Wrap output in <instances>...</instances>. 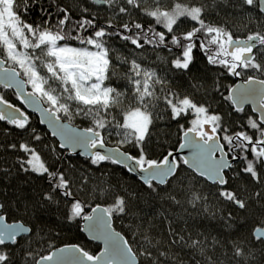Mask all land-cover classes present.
Here are the masks:
<instances>
[{
	"label": "snow or ice",
	"instance_id": "snow-or-ice-1",
	"mask_svg": "<svg viewBox=\"0 0 264 264\" xmlns=\"http://www.w3.org/2000/svg\"><path fill=\"white\" fill-rule=\"evenodd\" d=\"M164 4L165 0H152L149 10L145 0H78L72 9L56 4L55 0L47 5L41 0H0V86L13 89L24 104L40 114L39 122L52 130L53 137L59 138L58 147L63 150L56 153V146L44 145L43 134L32 125L29 116L0 94V122L9 126L0 130V154H15L11 161L0 155V175L6 178L17 172L46 175L49 189L33 192L34 200L17 194L20 208L34 215L37 210L59 205L57 197L70 201L67 218L81 217L87 221L85 230L92 239L102 240L105 245L101 255H91L79 246L51 251L50 235L42 234L43 229L26 227L23 222L6 223L4 213L10 211V206L0 201V264H17V260L19 264H161L162 260L165 264H181L171 251H162L164 242L152 235L158 227L154 217L134 210L137 202L147 206V199L162 205L169 201L184 209L183 215L169 211L172 219L163 212L156 214L167 223L169 249L172 246L190 249L199 253L205 264H251L252 245L258 244L264 250V227H256L250 240L211 237V248L214 252L219 247L220 255L215 260L207 256L209 238L199 230L195 236L188 231L187 224L194 217L184 205L210 219L216 218L215 210L209 211L214 206L209 205L202 192L186 187L187 181L179 175L181 164L194 169L199 177L216 186V192L211 194L213 199L218 197L248 215L264 216V79L249 75L241 85L231 88L226 97L222 96L230 102L232 112L238 114L245 113V104L254 105L257 115L248 116L243 124L232 121V112L221 114L207 100L198 102L187 95L181 97L167 87L172 73H190L196 49L204 53L210 66L229 76L241 77L245 71L264 75V34L256 31L245 39H234L231 32L206 22L207 9L203 5L176 3L165 8ZM91 5L102 6L109 15L101 20ZM247 9L264 18V0H240L236 10L248 16ZM35 12L39 13L38 20L28 23L23 19ZM138 17L152 22L142 23ZM181 18L196 26L177 35ZM114 42L120 43L132 58L121 57ZM161 51H167L171 58L162 57ZM149 56L155 60L149 61ZM113 59L127 68L125 92L110 82V75L116 76L115 71L109 72ZM193 87L199 91L201 86ZM220 87L217 82V93ZM126 93L135 106L123 114L120 123L112 113ZM165 114L175 122L194 116L187 128L181 125L184 140L179 148L189 150V155L179 161L172 151L161 159L149 158L155 130ZM73 117L88 120L92 126L72 127ZM110 128L121 138V144H129L137 151L136 156L119 148L101 151L105 149L102 132ZM35 143L56 153L53 165H47L41 158ZM77 154L88 158L93 166L103 162L123 166L128 173L138 176L146 191L118 184L111 189L115 194L112 206L97 205L92 215H85V204L74 197L76 169L67 158ZM238 165H242L239 171ZM241 173L250 177L254 189L243 186L233 189V182ZM79 176L80 182H87L88 177L82 172ZM177 194L187 199L179 200ZM114 213L134 221L129 229L137 236L136 252L113 229ZM222 219L226 228H233L231 213ZM178 220L185 225L180 231L174 227ZM18 238H23L26 245L19 257L10 250V246L21 247ZM44 245L49 249L46 255L42 254Z\"/></svg>",
	"mask_w": 264,
	"mask_h": 264
},
{
	"label": "trees",
	"instance_id": "trees-1",
	"mask_svg": "<svg viewBox=\"0 0 264 264\" xmlns=\"http://www.w3.org/2000/svg\"><path fill=\"white\" fill-rule=\"evenodd\" d=\"M45 5L50 4L51 0H41ZM55 3L64 7H70L72 9L76 8L78 0H55ZM176 3H184L185 6H198L203 5L207 9V15L205 17L207 23H211L213 26H218L223 28L225 31L232 33L233 38H246L247 35L253 34L256 31H260L264 34V18H261L258 12H254L252 9H247L249 13L248 16L240 13L236 9L240 5V0H165L164 7L167 8L169 5ZM152 0H145V6L151 10ZM93 11L98 12L99 18L104 20L107 15H109L102 6L91 5ZM75 15V13H74ZM28 23L33 20L39 19V13L29 14L23 17ZM140 22L151 23L152 21L148 18L138 17ZM114 22L119 21L114 19ZM179 28L176 32L180 35L188 30L195 27V23L189 19L181 18L178 21ZM176 27V26H174ZM162 30V28H160ZM78 46V45H76ZM18 47H21L18 45ZM114 47L118 49V54L121 57H127L131 59L128 52L125 51L121 44L114 42ZM176 55L179 53L174 49ZM160 55L165 58H171L167 51H161ZM194 63L191 68L190 73L183 75L180 73H172L168 76L167 87L171 88L174 93L179 94L181 97L187 95L191 97L194 101L204 102L207 100L213 109L223 114L225 112H232L230 102L223 97L229 94V90L236 83L234 76H229L227 73H223L218 67L210 66L203 52L199 49L194 50ZM258 57V62H259ZM149 61H154V56L148 57ZM139 62V61H138ZM146 67L148 65H145ZM159 71V69H157ZM116 72L115 77H111L110 82L112 86L118 88V90L125 92V77L127 74V68L120 61L115 59L112 60L109 72ZM254 76L255 78L264 79V75L259 73L245 71L241 78L244 80L249 76ZM219 83L220 92L215 91L216 83ZM108 83V81H106ZM193 85L201 86L199 91H197ZM204 91H209V95H203ZM0 94L4 95L10 103L16 106H21L17 95L13 90H7L0 87ZM159 95V92L157 93ZM222 94V95H221ZM135 105L128 99L127 93L125 99L122 101L119 108L113 111L112 115L115 117L116 121L123 123V114L130 110ZM161 110L164 106L161 104L159 106ZM122 110V111H121ZM30 122L34 127H36L41 134H43V144L56 146V153H61L63 150L59 149L58 142L53 138L50 133L41 126L38 118L34 114L28 113ZM252 116L255 118L250 107L245 108V113H235L232 112V121H239L241 124L248 118ZM194 116H189L188 119H181L179 122L171 121L168 116L164 115V121L156 128V139L153 142L152 149L149 152V158L151 159H161L168 151H173L178 148L182 139L181 125L187 128L190 124L191 119ZM68 121V120H67ZM70 123L77 125L82 128L91 127L92 124L88 120H84L80 117H73ZM9 127L4 122H0V130ZM239 130V129H236ZM105 144L110 146H119L124 151L129 152L133 156L137 155V151L132 148L129 144H121L120 137L115 134V132L110 128L107 131L102 132ZM2 138V137H0ZM158 141V142H156ZM34 146L38 153H40L41 158L46 162L47 165H53L55 163L56 153L50 152L47 148H42L40 143H35ZM0 155L9 158V161L14 159L15 154L10 152H4ZM70 162L75 166L76 171L73 172L77 183L74 185V197L85 204L84 214L88 215L95 206L103 205L105 207L112 206L114 199V192L111 189L118 184H124L125 186L135 189L137 191H146L143 184L133 175L129 174L123 167L119 165L112 164L110 162H103L100 166H93L90 164L87 158H83L78 155H69L67 157ZM181 160V158H177ZM66 167V166H65ZM242 165L237 166V171ZM54 170V169H52ZM83 173L88 177L87 182H80L79 173ZM179 175L181 180L187 181L186 187L192 188L197 192H202L208 197V203L210 206L209 211L215 210L216 218L210 219L204 214H197L190 205L185 204L184 207L187 212L191 213L194 219L189 220L187 224V229L192 232L195 236V232L199 230L203 232L208 239V250L207 256L212 257L213 260L220 255V248L217 247L214 252L211 248V237H217L220 240L224 239H251L252 231L256 227H264V216L253 214L248 215L242 210H239L232 206L231 204L223 201L220 198L213 199L211 194L216 192V186L209 183L207 180L197 176L194 172L186 168L181 164L179 169ZM243 187L249 189H254L255 186L252 184L250 177L241 173V175L235 179L233 182V189L239 190ZM49 183L45 176L39 174H24L22 172L15 173L11 178H6L0 175V201L7 203L10 206V211L4 213L6 220L10 223L12 222H23L25 225L35 228L37 230H44L42 234L50 235V243L52 244V250L60 246L75 244L83 248L85 251L91 254H97L101 246L95 242L87 239L81 230L82 218L77 217L73 220H69L67 217L69 215L70 201H65L63 198L57 197L59 199V205H51L46 208V210H37L36 213L28 214L20 208L18 203V195L25 197L28 201L34 200L33 192H40L42 190H48ZM163 190V189H161ZM175 194V193H174ZM246 195V193H243ZM176 198L179 200H186L185 195L177 194ZM20 208L19 211L17 209ZM134 210L143 214L147 213L148 216L154 217V223L158 226L154 229L152 235L159 240L164 242V246L161 247L162 251L173 253L175 258L181 261V264H205L204 259L199 253L193 252L190 249L181 248L178 246H172L170 249L168 244L170 243L167 233V223L165 222L163 216L157 217L158 212H163L164 216H169V211L171 213L184 214V209L179 206L173 205L169 201H164L163 205L154 199H147V206L144 203L137 202L134 205ZM231 213L233 218V228L228 229L225 227V221L222 217L228 216ZM113 226L116 230L121 232L128 240L129 244L132 246L133 250L136 252L139 245L136 243L137 236H134L132 231L129 229V224L134 223L130 221L127 217L117 216L113 214ZM187 219V216H184ZM174 227L177 231L184 228L185 225L181 221H176ZM186 235V233H181ZM21 247L10 246V250L17 253V257L23 256L22 248L26 247L23 238H18ZM254 250V258L251 264H264V250L258 244L252 245ZM49 249L46 245L42 247V254H48ZM139 258V257H138ZM19 264V260H17ZM161 264H165L162 260Z\"/></svg>",
	"mask_w": 264,
	"mask_h": 264
},
{
	"label": "water",
	"instance_id": "water-1",
	"mask_svg": "<svg viewBox=\"0 0 264 264\" xmlns=\"http://www.w3.org/2000/svg\"><path fill=\"white\" fill-rule=\"evenodd\" d=\"M235 39V38H234ZM239 39H245V38H239ZM235 77V76H234ZM235 79H236V83L233 85V87L232 88H234V87H237V86H239V85H241L243 82H244V79L243 78H241V77H235ZM256 79H258L259 80V78H256ZM0 87H2V86H0ZM7 90H13V89H7ZM14 91V90H13ZM28 91H31V89L30 88H28ZM14 93H15V91H14ZM16 94V93H15ZM17 95V94H16ZM18 97V96H17ZM18 100H19V103H20V105L21 106H16L17 108H19L22 112H24V113H26L27 115H28V113H30V114H34V115H36L37 116V118H38V120L40 121V114L37 112V111H35L34 109H32V108H29L26 104H24L23 103V101H21L19 98H18ZM10 103V102H9ZM12 104V103H11ZM46 106V105H45ZM246 107H250L251 108V110H252V112L254 113V114H256L257 115V113H255L254 111H253V108H254V105L253 104H251V103H247V104H245L244 105V108H246ZM64 123H69V121H67V120H64L63 121ZM41 124V123H40ZM71 124V126L72 127H75V128H82V127H79V126H77V125H74V124H72V123H70ZM41 126H43L49 133H50V135H51V129H49L48 127H47V125H44V124H41ZM52 136V135H51ZM53 137V136H52ZM53 138H55L56 140H57V142H58V144L60 143V141H59V138L58 137H53ZM183 140H184V137H183V135H182V139H181V143H183ZM180 143V144H181ZM116 148H119L120 149V151H124L122 148H120L119 146H110V145H107V144H105V149L104 150H101V151H105V150H112V149H116ZM79 151L80 150H78V153H79ZM126 152V151H125ZM173 153H175L176 154V159L177 158H181L182 159V157H184V156H187V155H189V150H187V149H184V150H181L180 148H179V146H178V148L176 149V150H173L172 151ZM129 153V152H128ZM130 154V153H129ZM78 156H80L79 154H77ZM132 155V154H131ZM81 157H83V156H81ZM83 158H86V157H83ZM88 159V158H87ZM120 166V165H119ZM121 167H123V166H121ZM186 168H188L187 166H185ZM189 170H191L192 172H194L197 176H199V174L198 173H196L195 172V170L194 169H190V168H188ZM130 174V173H129ZM131 175H133V176H135L137 179H138V176L136 175V174H131ZM204 179V178H203ZM139 180V179H138ZM206 180V179H205ZM140 181V180H139ZM141 182V181H140ZM209 182V181H208ZM209 183H211V182H209ZM212 184V183H211ZM100 207H105V206H103V205H99ZM96 207V206H95ZM94 207V208H95ZM93 214V212H92V209H91V211H90V213H89V215H92ZM6 223H10V222H8L7 220L5 221ZM12 223H14V222H12ZM88 222L87 221H85L84 219H82V222H81V230H82V232H83V234L87 237V239L88 240H90V241H92V242H95V243H97V244H99L100 246H101V249H100V251L97 253V254H91V253H89V254H91V255H101L103 252H104V248H105V245H104V242L102 241V240H94V239H92L91 238V236L89 235V233L85 230V225L87 224ZM111 223H112V227H113V229L117 232V233H119L124 239H126L127 240V238L121 233V232H119L118 230H116L115 228H114V226H113V218H111ZM26 227H29V226H27V225H25ZM66 246H78V245H75V244H69V245H64V246H60V247H58V248H62V247H66ZM80 247V246H79ZM81 248V247H80ZM57 248H55L54 250H56ZM54 250H52V251H54ZM85 251V250H84ZM134 251V250H133ZM87 252V251H86ZM135 252V251H134Z\"/></svg>",
	"mask_w": 264,
	"mask_h": 264
},
{
	"label": "rangeland",
	"instance_id": "rangeland-1",
	"mask_svg": "<svg viewBox=\"0 0 264 264\" xmlns=\"http://www.w3.org/2000/svg\"><path fill=\"white\" fill-rule=\"evenodd\" d=\"M43 74V73H42ZM30 88V87H29ZM89 215V214H88Z\"/></svg>",
	"mask_w": 264,
	"mask_h": 264
}]
</instances>
